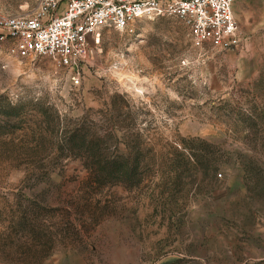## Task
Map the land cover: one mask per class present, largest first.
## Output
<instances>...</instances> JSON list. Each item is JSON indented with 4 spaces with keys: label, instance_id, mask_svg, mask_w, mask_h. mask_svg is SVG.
Masks as SVG:
<instances>
[{
    "label": "rangeland",
    "instance_id": "rangeland-1",
    "mask_svg": "<svg viewBox=\"0 0 264 264\" xmlns=\"http://www.w3.org/2000/svg\"><path fill=\"white\" fill-rule=\"evenodd\" d=\"M244 35L101 28L77 87L0 43V264H264V26Z\"/></svg>",
    "mask_w": 264,
    "mask_h": 264
},
{
    "label": "built area",
    "instance_id": "built-area-1",
    "mask_svg": "<svg viewBox=\"0 0 264 264\" xmlns=\"http://www.w3.org/2000/svg\"><path fill=\"white\" fill-rule=\"evenodd\" d=\"M234 0H37L23 15H0V43L17 59L47 58L64 68L73 87L92 55L101 28L131 35L141 19L167 16L188 29L195 48L229 50L247 40L233 13Z\"/></svg>",
    "mask_w": 264,
    "mask_h": 264
},
{
    "label": "crops",
    "instance_id": "crops-1",
    "mask_svg": "<svg viewBox=\"0 0 264 264\" xmlns=\"http://www.w3.org/2000/svg\"><path fill=\"white\" fill-rule=\"evenodd\" d=\"M249 0H234L233 13L243 34L259 33L264 26V12H253Z\"/></svg>",
    "mask_w": 264,
    "mask_h": 264
},
{
    "label": "trees",
    "instance_id": "trees-1",
    "mask_svg": "<svg viewBox=\"0 0 264 264\" xmlns=\"http://www.w3.org/2000/svg\"><path fill=\"white\" fill-rule=\"evenodd\" d=\"M98 164V169L102 171L108 170H114L116 166H118V161L116 159H111V160H99L97 162Z\"/></svg>",
    "mask_w": 264,
    "mask_h": 264
}]
</instances>
